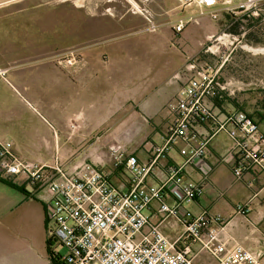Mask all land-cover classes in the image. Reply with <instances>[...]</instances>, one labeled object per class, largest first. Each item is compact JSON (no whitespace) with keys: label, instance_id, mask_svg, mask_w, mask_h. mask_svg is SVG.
I'll use <instances>...</instances> for the list:
<instances>
[{"label":"crops","instance_id":"1","mask_svg":"<svg viewBox=\"0 0 264 264\" xmlns=\"http://www.w3.org/2000/svg\"><path fill=\"white\" fill-rule=\"evenodd\" d=\"M74 1L78 10L87 14L89 22L120 31L90 36L87 43L96 46L81 49L79 62L71 67L16 70L14 66H0V71L5 73L0 74V142H10L13 153L27 162L51 167L59 164L68 172L80 164L91 163L111 184L127 191L130 186L125 166H115L109 150L113 139L118 138L126 155L136 156L141 164L154 158L155 148L164 145L167 132L175 122L168 106L180 94L186 80H175L173 76L185 63L168 71L165 67L171 65L165 63L158 71L153 60L145 55L91 51L154 33L152 25L174 24L179 20L175 18L176 10L182 8L177 0ZM142 10L148 13L151 22ZM230 57L225 63L224 58L217 59L216 65L224 63L220 75L224 82L234 79L229 78V68L235 56ZM9 62L4 63L9 65ZM252 72L254 81L247 85L254 86L251 94L256 99L264 91V69L254 68ZM256 87L263 91H257ZM227 109L238 110L229 104ZM261 111H255L259 118L246 113L253 116L264 133ZM214 113L217 120L224 119L218 109ZM230 129L228 126L212 137L206 147L204 159L211 168L209 173L186 164V157L180 154L183 143L179 142L159 159L146 185L163 184L168 178L169 165L183 167V180L204 186L203 196L186 204L185 209L194 215L206 211L220 216L228 244L242 245L264 263V174L253 169L240 179L234 176ZM210 130L209 124L198 126L199 138L203 139ZM3 178L17 188L0 181V264H52L46 220L51 195L23 177ZM166 201L173 204L174 198L168 194ZM245 203L250 205L246 218L237 211V206ZM151 220L160 221L154 213ZM171 222L179 226L175 239L184 227L176 219L160 225L161 232L173 241L166 231ZM194 249L199 248L194 246ZM200 256L215 264L205 252L199 254L198 264H206L198 262Z\"/></svg>","mask_w":264,"mask_h":264},{"label":"built area","instance_id":"2","mask_svg":"<svg viewBox=\"0 0 264 264\" xmlns=\"http://www.w3.org/2000/svg\"><path fill=\"white\" fill-rule=\"evenodd\" d=\"M22 1L25 0L8 2ZM177 1L182 9L221 7L229 15L248 18L258 16L264 4L263 0ZM141 13L151 22L146 11ZM189 24L188 19L178 20L175 33H182ZM152 29L155 31L156 26L152 25ZM245 36L246 33L236 36L223 32L214 39L218 46H209L206 52L215 55L219 46L228 50L234 47L227 55L217 57L224 58L225 63L236 48L235 41ZM71 57L75 59L74 55ZM224 63L213 65L202 58H192L173 76L175 80L184 78L186 83L168 106L175 122L167 132L164 145L155 148V156L149 163L141 164L136 156L126 155L120 141L110 146L115 166L124 165L128 173L127 191L111 184L91 163L80 164L68 172L59 164L51 167L27 162L13 153L10 142H0V177H23L51 195L46 219L48 235L61 264H198L201 252L212 257L215 264H264L242 245L228 244L220 216L206 211L194 215L185 209L186 204L203 196L204 186L183 180V167L169 165L168 178L163 184L146 185L159 159L179 142L183 143L180 154L186 157V164L209 173L211 168L204 159L206 147L212 137L228 126L233 142L234 176L240 179L253 169L264 174V133L248 113L227 109V99H233L237 89L232 82L222 81ZM67 64L73 63L69 60ZM0 74L5 75L4 71ZM215 103H220V107ZM214 109L223 115V120L216 119ZM203 124H209L211 130L200 139L197 127ZM168 194L174 198L173 204L167 203ZM249 206V203L239 204L237 211L247 215ZM152 213L158 216L159 223L152 222ZM171 219L184 227L183 233L173 241L160 230V225ZM57 244L66 254L56 252ZM194 246L199 249L196 251Z\"/></svg>","mask_w":264,"mask_h":264},{"label":"rangeland","instance_id":"3","mask_svg":"<svg viewBox=\"0 0 264 264\" xmlns=\"http://www.w3.org/2000/svg\"><path fill=\"white\" fill-rule=\"evenodd\" d=\"M8 1L10 0H0V3ZM77 5L74 0H25L0 6V66H14L16 70L71 67L79 62L78 53L81 49L96 46L87 43L90 36L94 38L100 33L120 31L119 28H104L97 26L94 21L89 22L87 14L79 11ZM259 9V15L250 18L229 15L221 7H206L203 10L179 9L176 10L175 18L190 20V24L180 34L174 31L177 22L168 26L161 23L156 25L155 31L151 27L154 33L141 34L139 38H131V42L121 45L98 46L91 52L145 55L153 60L155 70L158 71L164 68L165 63H170L169 68L165 67L168 71L172 67L179 68L187 59L192 58H202L215 65L217 57L225 53L227 55L234 47L228 50L219 46L215 55L209 54L206 52L209 46H218L214 39L223 32L236 36L246 33L243 40L238 38L239 41H235L236 48L230 59L232 56L235 58L230 61L229 68V78L234 79L228 82H232L237 89L233 98L235 103L238 101L245 111L259 118L255 111L262 113L258 105L264 93L254 99L251 94L254 86L247 85L254 81V68L264 69V60L261 58L264 57V4ZM73 55L75 59L71 57ZM5 60H10V64L4 63ZM69 60L72 65L67 64ZM257 89L259 92L263 91L261 88ZM228 104L235 107L231 101ZM115 141L120 140L113 139V143ZM248 219L254 221L253 217ZM178 228L177 222H171L167 226L166 231L171 239L179 234ZM55 248L57 253L66 254V250L58 244ZM205 259L206 257L200 256L198 262L213 264Z\"/></svg>","mask_w":264,"mask_h":264},{"label":"trees","instance_id":"4","mask_svg":"<svg viewBox=\"0 0 264 264\" xmlns=\"http://www.w3.org/2000/svg\"><path fill=\"white\" fill-rule=\"evenodd\" d=\"M227 101H231L232 103H234L235 104L234 106L238 110L246 112L242 107L238 106L237 103H235L234 99H227ZM215 104H216L217 107H220V103H215ZM258 106H259V108H261V110L264 111V96H263V98H262V100H261V102L259 103ZM0 181H2L3 183H5V184H7V185H9V186H11L13 188H17V186L14 185L13 182H11V181L3 178V177H0ZM48 255H49V259H50L52 264H61V262L59 261V258L56 256V254L54 252V243L51 240L48 241Z\"/></svg>","mask_w":264,"mask_h":264},{"label":"bare ground","instance_id":"5","mask_svg":"<svg viewBox=\"0 0 264 264\" xmlns=\"http://www.w3.org/2000/svg\"><path fill=\"white\" fill-rule=\"evenodd\" d=\"M135 8H137V9H138V7H135ZM138 11H139V9H138ZM254 52H258V50H254Z\"/></svg>","mask_w":264,"mask_h":264}]
</instances>
